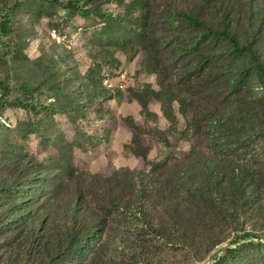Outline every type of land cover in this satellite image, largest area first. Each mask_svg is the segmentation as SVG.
<instances>
[{"label": "rangeland", "instance_id": "obj_1", "mask_svg": "<svg viewBox=\"0 0 264 264\" xmlns=\"http://www.w3.org/2000/svg\"><path fill=\"white\" fill-rule=\"evenodd\" d=\"M215 1L230 7L240 47L261 41L253 48L264 66V0ZM181 12L217 29L220 15L203 0H0V264L38 263L21 217L31 231L46 221L83 233L89 245L70 264H264L256 59ZM163 78L176 84L164 101L144 93L160 91ZM127 118L167 136L170 148L143 135L148 162L135 154L141 146L125 157L136 133ZM193 149L220 170L255 177L254 197L221 208Z\"/></svg>", "mask_w": 264, "mask_h": 264}, {"label": "trees", "instance_id": "obj_2", "mask_svg": "<svg viewBox=\"0 0 264 264\" xmlns=\"http://www.w3.org/2000/svg\"><path fill=\"white\" fill-rule=\"evenodd\" d=\"M205 5L208 8H212L214 11H216L220 17L217 25V29H214L213 27H210L204 23L200 22L198 19H196L192 14L186 15L185 12H181L185 17L188 18L189 24L196 28H204L206 31H209V33L216 34L218 37L224 38L227 42H229L232 47L233 51H236L240 55H244L245 53H250L254 55V58L256 59L255 63V71L256 76L260 80V82L264 85V66H262L260 54L255 51L253 48V45L260 47L261 41L259 39H255V43H249L248 39L246 40V45L240 47L238 41L234 36L230 34L231 32V20H230V7L225 5L224 3L216 2L215 0H203ZM252 3V0H244V4L242 5L243 8L248 7L249 4ZM255 7L254 4H252V9ZM71 9L79 14L85 15L88 14L89 11L87 9H82L80 7V4L71 1ZM250 12H252L250 10ZM261 14L260 10H256L252 12L253 18L255 16H259ZM260 50V48H258ZM146 60L147 56L149 54V61H150V52H148V49L145 48L144 51ZM233 54V52L229 53V57ZM262 55V54H261ZM209 63H203L201 67L198 68L199 73L202 75L205 70L208 69ZM218 65L216 64V67ZM154 73L161 75L162 72L156 69ZM161 84V90L156 91L153 88H149V90H145L144 93H146L148 96L152 97L155 96L157 99L163 100L162 95L168 94L170 91H174L176 87V84H171L168 88L166 84V80L163 78V80H159ZM134 98L139 102L141 108H142V114L147 117L148 115L152 114V112L148 108V100H145L142 96H134ZM18 102V101H17ZM11 105L14 103V101H9ZM180 103V102H179ZM168 101L164 102L165 107L168 108ZM182 104V103H181ZM168 113V112H167ZM181 113L186 115V117H189L187 114V111L182 108L181 105ZM169 114V113H168ZM170 117V114H169ZM198 118V117H197ZM127 123L136 130L135 135L133 136L132 140L125 144V149L123 151V155L125 157L128 156L126 153V150H128L130 147H137L141 146L142 148H145L146 150L142 152H135L138 156L142 157L145 161V163L148 162V152L149 147L145 146L143 144L144 136L145 135H152L157 138H159L163 144V146L168 149L171 146L170 139L163 135L158 134L153 131H148L143 128V126L136 124L131 118H127ZM149 128V127H148ZM147 131V132H146ZM200 130H195L192 135L199 134ZM144 135V136H143ZM143 137V139H142ZM191 156L194 157L197 161L200 163H203L204 165H207L209 167V171L207 173L208 177V183L211 190H214L216 193V200L217 203L221 206V208L226 209V205L233 204L237 206L239 203H243L245 200L253 198V188L256 186L255 177H242L239 176L237 173V168H231L230 171L227 169L220 170L218 169L219 166L214 167V165H210L208 161H204L203 157L196 152L195 149L191 150ZM36 162V161H34ZM213 166V167H212ZM212 167V170L210 169ZM214 168H217L213 170ZM30 169V168H29ZM73 170H71V173ZM70 173V175H71ZM226 185H229V187H226ZM196 191L192 193L191 198L193 200H196ZM79 207H77V204H75L74 212L77 211ZM23 218L21 217L20 221L22 223V229L20 231L21 235H25V242L26 245L31 244V252L35 254L37 257L36 264H70V260L81 258L82 254L86 252V249L89 245V240L83 233H81L77 228H74L70 230V225L65 226L60 229V227H56V229L50 227L47 225V222H42L41 226L38 228L36 227L31 231L28 226H26V222L23 221ZM12 222V220L10 221ZM33 237L32 241L30 242V237ZM241 246H238L235 249H231L227 252V257L235 255L237 252L241 251ZM79 260V259H78ZM75 261V260H73ZM221 261L215 263L220 264Z\"/></svg>", "mask_w": 264, "mask_h": 264}, {"label": "built area", "instance_id": "obj_3", "mask_svg": "<svg viewBox=\"0 0 264 264\" xmlns=\"http://www.w3.org/2000/svg\"><path fill=\"white\" fill-rule=\"evenodd\" d=\"M108 87H111L112 86V84H111V82H110V80L109 79H105V82H104ZM119 88H122L124 85L123 84H119V85H117ZM55 99L53 98V101H54Z\"/></svg>", "mask_w": 264, "mask_h": 264}, {"label": "crops", "instance_id": "obj_4", "mask_svg": "<svg viewBox=\"0 0 264 264\" xmlns=\"http://www.w3.org/2000/svg\"><path fill=\"white\" fill-rule=\"evenodd\" d=\"M133 100H135V99H133ZM152 136V135H151ZM145 139H147V137L145 138ZM130 140H131V138H130ZM130 140H128V141H130ZM124 149V148H123Z\"/></svg>", "mask_w": 264, "mask_h": 264}]
</instances>
